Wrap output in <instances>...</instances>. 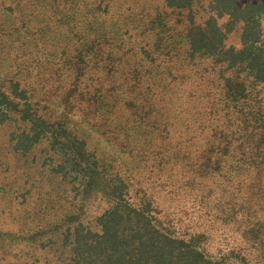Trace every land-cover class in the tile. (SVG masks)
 <instances>
[{"label": "rangeland", "instance_id": "obj_1", "mask_svg": "<svg viewBox=\"0 0 264 264\" xmlns=\"http://www.w3.org/2000/svg\"><path fill=\"white\" fill-rule=\"evenodd\" d=\"M171 1L181 7L169 0H0V264H140L142 256L163 264L160 253H141L143 232L129 203L171 221L176 243L167 253L175 264H264V251L248 250L238 225L218 217L216 202L229 200L241 156L234 152L216 165L210 140L219 120L196 107L205 92L186 97L180 79L201 82L200 75L191 73L184 52L177 56L175 43L154 44L161 29L149 24L158 10L169 14L171 33L181 34L182 44L193 25L191 0ZM193 2L197 23L213 15L225 30L235 18L219 9L241 15L239 6L247 5V17L255 13L248 38L244 21H234L225 44L249 47L253 57L264 52V0ZM84 61L101 68L73 92L71 108L67 92ZM140 61L168 63L175 72L137 76ZM161 80L170 82L166 92L157 87ZM35 112L50 122L36 121ZM66 118L94 157L86 152L75 159L76 141L48 137L44 130ZM203 161L214 168L199 172ZM250 174L246 183L255 179ZM156 240L149 249L160 245ZM187 244L211 253L181 258ZM231 247L248 253H230Z\"/></svg>", "mask_w": 264, "mask_h": 264}, {"label": "trees", "instance_id": "obj_2", "mask_svg": "<svg viewBox=\"0 0 264 264\" xmlns=\"http://www.w3.org/2000/svg\"><path fill=\"white\" fill-rule=\"evenodd\" d=\"M169 1V6L181 7L173 1ZM193 1L191 0L188 19L189 23L193 25H188L186 28L185 43L182 44L181 34H178L176 38L178 32L171 33L175 27L169 25V14H164L162 13L164 11L158 10L157 16L152 17L149 24L153 28L158 27L161 29L154 44L158 48H162L164 45L169 48L175 43L176 45L173 46L178 50L177 56L181 57V52H184L186 59L192 61V64H188L192 66L191 73L194 72V74L200 75L198 77L201 82L190 81L189 78H186L190 76L184 75L181 77V83H185L187 88L183 91V87L180 91H183L186 97L192 95V91L197 93L198 89L205 92L200 95L203 102H198L196 107L203 110L210 109V115L217 116V120H219L216 131H213V139L210 140L213 148L211 152L218 155L216 165L221 166L222 162H227L228 157L235 155L234 152L241 156L238 160L240 165L244 162L242 167L236 165L237 171L239 170L236 175L238 178L231 182L232 187L227 190V193L232 192L229 200L220 197L216 202L220 212L218 217L224 223L232 222L238 225L236 231L243 236L241 238L246 243L250 244L247 247L248 250L257 246L264 251V52L259 51L253 57L249 47L237 49L230 46L227 48L225 44L227 33L233 29L234 21H244V40L248 38L247 32L245 34V28L249 23H252L255 13L248 18L247 5L244 8L239 6L238 10L241 11V15H236V9H219L225 13H230V19L235 18L234 21L230 20L232 22H229L230 26L225 30V25H220L213 15L207 19L205 24L197 23L195 2ZM225 1L232 2L233 0ZM211 5L212 1L208 3V8L212 11ZM209 25L214 26V28L210 29ZM147 53L150 56L156 55L158 49L147 50ZM188 67L185 68V71H188ZM100 68L97 62L88 66L85 61L82 66L77 68L73 82H71L72 87L67 92L68 106H72L71 96H75L73 92L79 89L80 84L87 82L92 74L93 76L97 75ZM138 68L140 70L135 71L137 76L152 75L161 79L170 78L175 72L168 63L159 66L158 64L151 65L148 62L140 61ZM175 69L176 71L179 70L176 66ZM202 79L207 83H203ZM160 83L157 87H163L162 92H166L170 82L161 80ZM200 83H203L204 88L199 87ZM193 85H195V88ZM98 90L101 91V87ZM189 90L190 92H187ZM174 97L175 94L168 99L170 105L174 101ZM199 112L202 111L199 110ZM35 115L36 121L50 122L51 120L46 118V115L38 112H35ZM54 124L44 130L47 133L49 132V138L64 145L70 144L72 140L76 141L72 145V154L75 155V159L83 156L86 152L94 157V149L90 147V142L73 128L71 118L60 120ZM212 165L207 161H203L201 166L204 167L199 172H209V168H214L209 167ZM250 171L254 173L255 179L252 177L251 181L246 183L248 176H251ZM243 185L246 187L243 188ZM129 206H131L132 212L136 214L135 228H139V233L143 232L140 235V245H142L140 247L143 250L141 253H160L161 255H158V257L164 259L163 264H175L171 253H167L171 252L170 248L176 243L175 236L177 233L171 229V221L164 219V217H155L152 215L153 210L144 204L129 203ZM109 233L110 231L106 230V237H109ZM149 235L150 238H148ZM154 238L160 241V245H156L154 242L155 249H149V243ZM191 238L193 239V237ZM179 250L178 256L185 259L191 256L193 252L198 257H204V253H211L210 250L200 253L196 251L193 244L182 245ZM229 251L230 253H248L243 247H231ZM151 257L145 258L142 256L140 264H161V260H151ZM187 264L199 263L188 261Z\"/></svg>", "mask_w": 264, "mask_h": 264}]
</instances>
